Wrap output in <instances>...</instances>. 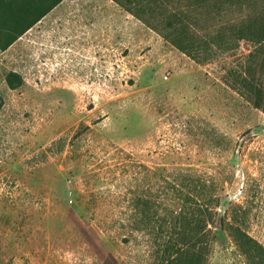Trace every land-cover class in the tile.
Segmentation results:
<instances>
[{"label": "rangeland", "instance_id": "374dc122", "mask_svg": "<svg viewBox=\"0 0 264 264\" xmlns=\"http://www.w3.org/2000/svg\"><path fill=\"white\" fill-rule=\"evenodd\" d=\"M107 3L119 15L77 3L89 32L69 50L29 32L0 53V264H156L159 222H138L165 218L173 186L214 213L207 264H264L230 233L264 248V112L244 85L264 89V0L135 2L149 27Z\"/></svg>", "mask_w": 264, "mask_h": 264}, {"label": "trees", "instance_id": "16d2710c", "mask_svg": "<svg viewBox=\"0 0 264 264\" xmlns=\"http://www.w3.org/2000/svg\"><path fill=\"white\" fill-rule=\"evenodd\" d=\"M61 1L0 0V51L4 52L7 50ZM112 1L147 25L141 17V12H146V9L143 6H140L137 11L131 8L135 2L139 4L142 0H126L124 3L120 0ZM147 10L153 12L151 7H148ZM175 23V21H166V30L172 29V31L170 36H164V38L180 52L195 60L196 55L193 52L196 50L183 44L184 41L181 40L177 31L178 27L175 26ZM252 29V26L247 28L248 31ZM240 36L241 39H249L245 38L244 35ZM255 40L259 44L264 41L262 32H258ZM11 76L17 77L18 75L10 73L6 78L8 87L15 89L13 81L9 78ZM244 85L248 92L254 95L250 99L253 107L264 112V89L256 87L250 80L244 81ZM169 190L173 193V196L171 197L170 195V204L166 210L165 218L159 219L146 211L147 214H145L144 219L138 222L145 224L146 228L153 223L159 222L157 228H154L153 225L152 229H155V231L152 230L150 233L155 235L156 264H207L206 255L208 253V242L211 238V229L208 226L213 222V211L203 204L206 199H197L199 198L197 193L196 195H191L194 191L183 193V191L175 186ZM178 200H181V202H178ZM230 230L231 236L242 253L246 255L251 252L258 255L264 254V248L240 229L230 227Z\"/></svg>", "mask_w": 264, "mask_h": 264}, {"label": "crops", "instance_id": "0c3cea01", "mask_svg": "<svg viewBox=\"0 0 264 264\" xmlns=\"http://www.w3.org/2000/svg\"><path fill=\"white\" fill-rule=\"evenodd\" d=\"M82 1L83 0H62L22 36H25L29 32H34L36 33L35 37H48L53 41V44L58 43V39H64V47L66 48V50H69L71 39L73 37L88 36L89 27L86 26V30L83 31L80 26V19L78 18L79 15H77V11L79 10L77 9L76 5L77 3H82ZM74 2H76L75 7ZM107 2L114 3L112 0H100V4H102L103 10L98 12L103 15L105 13H108L112 16H114L115 13L119 15V13L112 7H108L105 4ZM95 35L103 37V35L105 34H103L102 31L98 30ZM0 53L3 52L0 51Z\"/></svg>", "mask_w": 264, "mask_h": 264}]
</instances>
